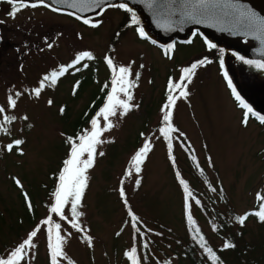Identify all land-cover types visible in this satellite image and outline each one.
<instances>
[{
	"label": "rangeland",
	"instance_id": "1",
	"mask_svg": "<svg viewBox=\"0 0 264 264\" xmlns=\"http://www.w3.org/2000/svg\"><path fill=\"white\" fill-rule=\"evenodd\" d=\"M128 13L118 5H107L99 14L88 17L90 23L85 24L70 14L41 5L24 8L10 19L23 27L11 30L16 46L9 49L7 61L0 65V107L5 109L0 113V122L7 129L0 130L1 254L6 256L9 248H16L40 226L33 238L34 248L20 264H51L48 234L42 223L51 216L66 237L59 264H129L125 252L134 244L143 264L175 261L176 246L180 248L175 237L183 241L188 237L179 182L185 178L200 196L201 205L192 203L191 213L210 242L223 245V236L234 234L242 254L259 258V264H264L260 245L264 224L251 215L243 225L236 221V215L251 213L263 186L264 123L254 118H249L247 124L242 122V109L236 106L228 84L231 79L241 96L256 101L264 97V70L231 55L220 59L222 51L206 47L198 34L190 41H173L174 47L165 54L166 49L140 36L134 25H122ZM117 28L120 34L112 45ZM46 37L51 48L47 47ZM82 52H90L92 58L85 57L69 68L55 84L44 81L40 95L33 94L52 69L59 71ZM106 57L112 58L117 68L130 66L129 79L134 81L130 103L138 107L126 115L117 108V114L109 117L114 127L101 136L105 142L97 146L77 208L81 231L68 222L72 219L70 204L64 209L68 220L51 213L50 207L55 202L53 193L64 161L69 158L67 138L75 139L91 129L92 118L111 90L113 71ZM205 57L211 62L199 66L191 82H186L187 97H179V90L173 93L178 99L171 109L172 125L178 132L171 134L170 157L168 141L159 131L165 126L162 108L169 95V78L179 82L182 68ZM119 95L126 99L123 93ZM9 96L16 100L14 108L8 105ZM4 116L15 119L4 122ZM99 119L103 127L105 121ZM17 139L23 143L9 151L7 145ZM145 140L151 149L137 173L131 161ZM129 171L131 175H127ZM214 187L223 198L213 191ZM212 196L214 207L228 221L223 230L217 228V220L212 227L208 212L201 207ZM129 212L138 218L136 226L146 233L144 242L133 241ZM25 215L36 217L35 221L28 222ZM156 228L165 236L151 234Z\"/></svg>",
	"mask_w": 264,
	"mask_h": 264
},
{
	"label": "snow or ice",
	"instance_id": "2",
	"mask_svg": "<svg viewBox=\"0 0 264 264\" xmlns=\"http://www.w3.org/2000/svg\"><path fill=\"white\" fill-rule=\"evenodd\" d=\"M56 3H64L67 0H55ZM154 0H148V6L152 7V3ZM7 3L11 5V10L8 13L9 16L15 17L17 13L24 8L32 7L36 8L38 6L51 7L46 0H7ZM91 5L95 7H100V3L98 0H91ZM71 7H76V4L73 3L70 5ZM115 6V5H109ZM190 6V7H189ZM118 7L126 9L131 12L132 9L128 7L127 4L121 3ZM222 9V15L228 17L234 27H240L245 30V33L248 35H256L259 34L264 36V16L258 15L256 12L252 11L249 8H245L241 4H239L238 0H184V6L177 11L180 12L182 18L187 19L191 23L201 24L205 23L208 20L214 19L217 16V10ZM53 11H59L58 8H52ZM84 10V9H82ZM79 18V17H77ZM133 23H139L136 18L135 13L132 16ZM85 24H89V19H84ZM2 23V21H0ZM98 23V22H97ZM93 27L97 26L96 24L92 25ZM198 31V30H197ZM140 36H146L144 29L141 27L138 29ZM195 35V33H194ZM47 43V37L45 38ZM52 43H47V47L51 48ZM207 46L209 49L216 48L217 45L212 43L211 41H207ZM174 47V45L170 44L167 46L165 50V54H168L169 51ZM222 51V50H221ZM237 59L242 61L245 64L255 67L258 70H264V61L257 59H246L243 55L236 54ZM85 57L92 58V54L90 52H82L76 56V58L67 66H60L59 71H53L49 75L43 77V80L40 82V86L33 90V94L39 96L41 90L44 88V81H50L52 84H55L57 78L59 76L64 75L65 72L68 71L69 68L74 67L77 63L83 60ZM106 62L109 66L112 67L113 78L111 80V90L108 92L106 97V103L100 110L96 113L91 120V129L85 130L82 135H78L75 139L73 137H68L67 142L70 144V153L69 158L64 161V167L59 175V184L56 191L53 193L55 198V202L50 207V212L59 215L61 218L68 220V217L65 216L64 209L67 205L70 204L72 219L68 222L71 224L73 228L80 229L77 217L81 215L78 213L77 208L80 205L82 200L84 190L87 187L88 177L86 175L87 170L93 167L95 162V157L97 155V146L103 144L105 141L101 139L103 133L111 130L114 125L109 117L115 116L117 114V108L121 109V115H126L132 108L138 107L137 105H133L130 102L132 101V93L130 89L134 85V81L129 79L131 74L130 66H120L116 67L113 64V60L110 57H106ZM207 57L198 60L192 63L188 67H184L181 69V76L179 82H174L171 78L169 79L168 88L169 95L167 98V103L163 106V122L164 127L159 129L160 133L168 141V148L171 152L172 149V133L178 132V129L174 128L172 125V111L171 109L174 107L176 100L178 97L173 93L179 90V97H187V83L191 82L192 76L195 74L196 69L199 66H203L206 63H210ZM86 66V65H85ZM221 66H223V60H221ZM143 67V65H141ZM78 70V69H77ZM227 76V73H225ZM136 77L139 78V73H136ZM187 82V83H186ZM229 87L232 89V93L235 96L236 100L242 106V108L246 109L244 113L243 123H248V116L251 114L255 116L261 123H264V115H261L253 110V108L247 104L241 95L237 92L236 88L233 86L231 79L228 80ZM107 87V85H105ZM123 93L126 96V99H121L120 95ZM20 93H16V96H19ZM52 101L49 100V104ZM8 105L10 107L16 106V100L9 96ZM5 109L0 107V113H3ZM63 111V109H61ZM100 117L105 121L104 126L102 127L100 124ZM10 119L14 120L15 117L4 116L3 121L7 122ZM26 119V117H25ZM0 130H7L3 126V122H0ZM143 135V134H142ZM182 136L183 133H180ZM77 140L79 141L77 143ZM23 143L22 140H14L12 144H8L7 148L9 151L13 149L14 146H19ZM151 149V144L148 140H145L143 146L135 153L132 157V165L135 168L137 173L140 172V166L147 157L148 152ZM103 152H100L99 155H103ZM86 156V158H84ZM174 159V158H173ZM131 171L127 173V175H131ZM179 175V173L177 174ZM185 188V192L188 196H191V192L188 191V187L185 181H180ZM19 183V181H17ZM137 185L140 183L139 180L136 181ZM215 191V189H213ZM120 194L124 197L125 193L123 188L120 190ZM258 200L260 201V210L253 213H245L237 217V220L241 225H243L248 218L249 215L257 216L261 221H264V195L258 193ZM126 203V201H125ZM199 203V201H197ZM29 207L31 204L29 203ZM189 205L186 204V208ZM132 216L133 227L137 233H140V228L136 227V223L138 222V218L130 213ZM189 221H191V214L188 215ZM47 225V233H48V247L50 250L51 256V264H59L58 257L64 256L63 244L66 240L64 235H61L60 229L61 225L59 223H53L52 217L49 216L46 220L42 222ZM38 231H40V226H37L32 232L28 234V237L23 240L15 249H13L6 258H0V264H20L22 260L25 259V256L28 254L32 248H34L33 238L37 236ZM196 233H199V229H195ZM68 235H71L70 233ZM143 235V233H141ZM91 237H87L89 244H91ZM203 240V237H200ZM147 247V244L144 245ZM223 247L233 248L234 244L226 242ZM205 251L209 253L211 258L214 261H218L219 258L212 251L211 248H205ZM126 255L132 261V264H139L136 256V248L133 247ZM219 264H223L222 261H219Z\"/></svg>",
	"mask_w": 264,
	"mask_h": 264
},
{
	"label": "water",
	"instance_id": "3",
	"mask_svg": "<svg viewBox=\"0 0 264 264\" xmlns=\"http://www.w3.org/2000/svg\"><path fill=\"white\" fill-rule=\"evenodd\" d=\"M46 2L51 8H58L79 18L96 15L107 5L124 3L139 14L142 28L152 39L166 43L174 38H187L193 31L198 30L208 40L222 44L228 50H233L244 57L264 58V36L248 35L243 28L234 27L230 19L221 14L222 9L217 10L216 18L196 24L182 18L177 11L184 6V0H154L152 7L148 6V0H98L100 7L91 5V0H67L59 4L55 0H46ZM238 2L245 8L264 16V0H238ZM73 3L76 7L70 6ZM253 103L264 108V97L258 98Z\"/></svg>",
	"mask_w": 264,
	"mask_h": 264
},
{
	"label": "trees",
	"instance_id": "4",
	"mask_svg": "<svg viewBox=\"0 0 264 264\" xmlns=\"http://www.w3.org/2000/svg\"><path fill=\"white\" fill-rule=\"evenodd\" d=\"M133 13H135L137 20L139 21L140 18L138 16V14L136 13V11H131L128 13V18L125 19V23L122 24L125 26H129V25H135V23H133L132 21V16ZM121 25H119L120 27ZM140 26V25H139ZM118 30V31H117ZM116 32L113 35V38L111 39V44L113 45L115 40L117 38V36L120 34V28H117ZM172 149L171 152L169 151V156H172ZM193 156L192 152H189V156ZM175 169H176V165H175ZM178 174V172H177ZM177 176H180L177 175ZM181 180L185 181L188 187V191L191 192V196H188L187 193L185 192V188L184 185L180 182ZM179 182L182 186L183 189V196H184V203H183V207H184V217L186 218V223H187V228H188V237L186 239V241H183V239L177 238L175 237V241L177 242V244L180 246L177 247L175 250H178V257L175 261H168L167 259L161 260V262L163 264H219V261H222L223 264H259L260 260L259 258L256 257H250V256H244L242 254V249L240 248L241 245H237V241H236V236L234 234H228L227 236H223L224 239V244L226 242L228 243H232L235 245V247L233 248H227L225 249L223 247V245H214L213 243L210 242L208 235L200 228L199 224L195 221L192 213H191V205L192 203H197V201H199L200 196H198L196 193H198V191L195 189L196 187L189 185L188 181L185 178L179 179ZM213 188V187H212ZM215 188V187H214ZM215 191L217 192L218 190ZM219 196L221 198H223V194L220 193V190L218 191ZM258 193L261 195H264V177H263V186L262 189L259 190L256 194L255 197V203H254V207L251 211V213L259 211L260 210V201L258 200ZM192 197V198H191ZM207 202H204L202 204V209L206 210L209 214V220L212 222L211 225L213 227L214 225V221L217 220L218 225L217 228L220 230H223L224 227L226 226L225 224H228V221L225 219V215L223 212L219 211L218 209H216L214 207V201H215V196L212 197H208ZM186 204L189 205V207L186 208ZM199 206L201 205L200 203H197ZM131 212H129L130 215ZM134 214V213H132ZM191 214V221H189L188 219V215ZM244 215V214H238L236 215L237 217ZM131 216V215H130ZM255 218V220H257L260 224H264V221H261L257 216L255 215H251ZM49 216L46 217V219ZM36 217L33 216H27L25 215V219L30 222L33 223L35 221ZM237 224H240L239 221L236 219ZM131 223L133 224L132 221V216H131ZM138 224V222L136 223V225ZM241 225V224H240ZM160 226V224L158 225ZM47 225H45L46 228V232H47ZM138 228H140V233H137L133 227V236H134V240L136 242H144L146 239V233L144 232L143 229H141L140 226H136ZM198 228L199 229V233L195 232V229ZM151 234L153 235H158V236H165V234L163 233V231L161 229H153L152 231H150ZM141 233H143V235H141ZM221 233V232H219ZM48 234V233H47ZM222 234V233H221ZM203 237V240L200 239V237ZM49 243V241H48ZM261 246H263L264 249V239L261 241L260 243ZM6 246V245H5ZM135 247V244L132 245L131 249ZM205 248H211L212 251L216 254V256L219 258L218 261H214L211 256L209 255L208 252L205 251ZM15 249L13 248H9V251H7L6 256H3V254H1V247H0V258H6L7 255L13 250ZM49 249V247H48ZM131 249H128V251H126L125 253H128ZM227 253V255L225 256V254ZM136 256H137V260L139 261V264H143L141 261V258L139 256V253L136 250ZM228 256L230 257L231 260L228 259ZM126 260L129 264H132L131 259L129 258L128 255L125 254ZM233 258H238L236 263H232V259ZM148 263V262H146Z\"/></svg>",
	"mask_w": 264,
	"mask_h": 264
},
{
	"label": "flooded vegetation",
	"instance_id": "5",
	"mask_svg": "<svg viewBox=\"0 0 264 264\" xmlns=\"http://www.w3.org/2000/svg\"><path fill=\"white\" fill-rule=\"evenodd\" d=\"M28 8H32V7H28ZM10 10H11V5H9L7 3V0H0V21H2V23H0V65L3 61L4 62L7 61V60H5V57L7 56L9 49H11L12 46L13 47L16 46L15 41H14V37L10 34L11 30H13L15 28H22L23 27L20 23H17L13 20H10L12 18L11 16L8 15ZM56 12H58V11H56ZM228 55H230V54H228ZM226 57H227V55H226ZM235 57L237 58L236 55H235ZM222 58H223V56H222ZM244 99L247 100L246 97H244ZM253 102L254 101H252V102L249 101V104L251 105L253 110L255 112L261 114V115H264V108L259 106V105L254 104Z\"/></svg>",
	"mask_w": 264,
	"mask_h": 264
}]
</instances>
